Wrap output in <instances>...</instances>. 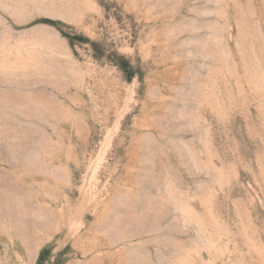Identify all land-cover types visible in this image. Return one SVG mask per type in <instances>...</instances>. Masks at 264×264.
<instances>
[{
	"label": "rangeland",
	"instance_id": "rangeland-1",
	"mask_svg": "<svg viewBox=\"0 0 264 264\" xmlns=\"http://www.w3.org/2000/svg\"><path fill=\"white\" fill-rule=\"evenodd\" d=\"M264 264V0H0V264Z\"/></svg>",
	"mask_w": 264,
	"mask_h": 264
},
{
	"label": "trees",
	"instance_id": "trees-1",
	"mask_svg": "<svg viewBox=\"0 0 264 264\" xmlns=\"http://www.w3.org/2000/svg\"><path fill=\"white\" fill-rule=\"evenodd\" d=\"M45 253H46V250H44V251L41 253L38 264H42V262H43V260H44L43 258H44V254H45Z\"/></svg>",
	"mask_w": 264,
	"mask_h": 264
}]
</instances>
